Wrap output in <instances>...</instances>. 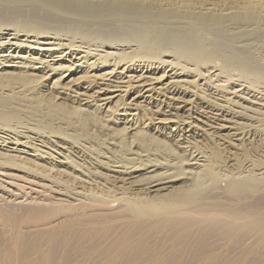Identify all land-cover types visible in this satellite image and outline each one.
<instances>
[{
    "label": "bare ground",
    "instance_id": "bare-ground-1",
    "mask_svg": "<svg viewBox=\"0 0 264 264\" xmlns=\"http://www.w3.org/2000/svg\"><path fill=\"white\" fill-rule=\"evenodd\" d=\"M154 1L163 2L170 8L167 9ZM191 1L197 2H188V0L185 2L175 0H0V89L7 88L12 91V93L9 92L11 94L0 91V106L5 108V110L0 109V148L28 152L25 147H31L36 151L46 152L44 147L52 145L50 148L53 149L55 144L59 146L60 142H63L81 150L84 148L98 150V155L109 158L120 167L114 170L118 175L113 174V179L123 184L119 185L117 180L110 179L111 186L108 185L109 181L95 179L96 176L89 173L91 171L79 170L84 176L78 174L66 176V171L64 174L57 172L58 177L50 172L39 173L38 170L34 171L36 174L32 172L43 180L51 181L58 187L59 190H57L60 193L83 201L80 204V213H75V217L72 216L74 219L69 224L72 226L70 233L66 230L70 234H68L69 238L65 239L68 236L64 237L63 233L51 237L55 241V245H51L53 250L58 239L62 240L61 242L67 247L71 243L87 241L86 229H93L110 219L124 218L129 223L125 230L110 236L111 248L117 247L121 255H131V241L141 240L146 231L152 232V228L149 229V227L154 226L167 233L190 232L193 236L192 243L198 252L204 251L213 241H218L226 242V247L231 252L224 256L226 259L239 261L258 257L252 253V250L255 245L264 243V169H261L262 167L256 168L262 170L258 173L255 171L254 175L258 174V176L255 175L257 177H254L252 173L247 175H243L242 172L234 173L226 168L224 164L226 159L220 152L210 156L204 152L205 150H191V148L187 149L189 152L186 151L188 153L184 161L179 158L180 156H175L170 149L161 150L158 146L154 147L153 142L156 145L159 142L147 138L144 130L141 132L138 130L136 133L139 132L137 134L139 137L132 140L126 132L117 136L116 133L113 134L112 126L102 124L101 117H97V114L93 115L94 113L88 109L89 112H86L83 108L74 106L73 102L72 105H62L49 97H39L37 94H34L33 98H27V94L23 91V87L32 91L34 83L44 78L42 73L60 69L68 70L70 73L83 69L103 70L108 67V70L101 75L90 74L94 77L91 81L94 82L95 77H99L111 80L109 83L111 86H121L120 83L114 85L113 81L118 82L116 80L123 78L121 74H125L126 71H144V69L153 71L163 68L168 60L160 58V54L169 50L175 54H164H171L170 56L177 59L176 62L167 63L172 67L175 66L171 69H184L188 67L187 65H193L198 69L205 67L206 70L199 74L202 76L200 78L204 80V84L215 90L212 92L218 95L224 96L223 92L231 93L224 88L227 85L230 87L237 80L232 77L223 79L224 75L219 71L220 69L238 68L243 73L246 71L247 75L256 74L259 77L258 73L263 70L253 58L250 41L254 38V33L252 34V31L248 29L254 21H259V24L260 21L264 22L257 8L250 2L242 4L244 6L241 5L238 11L225 19L223 14L217 12L218 1ZM230 23L237 24V27L242 26L244 29L241 33L235 31L229 33ZM207 32L213 33V39L209 43L205 40ZM236 39L246 41L242 48L233 47ZM5 49L9 51V54L2 55ZM12 52L18 53L16 59L21 58L20 52L31 53V55L37 52L40 56L31 57L32 63L29 62L28 65L21 63L23 66H20L21 71L14 73L11 70L7 71L8 66L17 67L13 63L15 55ZM76 55L80 56L76 57V61H72L71 65H63V62L58 66L55 65ZM156 55L160 59H157ZM50 57L53 62L47 60ZM219 57L222 60L221 64L215 62ZM91 59L94 60L90 61ZM181 62L187 64L183 65ZM36 63H40V66ZM47 68L49 69L46 70ZM36 70L41 71L42 75L33 72ZM126 76L129 75L125 74L124 77ZM136 77L137 79H133L138 82L136 86L140 87L138 92L152 85L148 81L155 78L148 77L144 72ZM221 80L225 84L214 83ZM247 81L238 83L242 87L238 91H248L247 89L251 88ZM102 90L101 94L109 91L107 88ZM111 97L102 99L107 100L106 103H108ZM176 122L180 128V122ZM181 122L185 123V121ZM76 123L83 126V129L92 125L95 133L76 134L75 131L79 130ZM127 124L129 125L126 129L130 132L135 130L136 123L128 121ZM49 134L55 137V140L51 139ZM67 137H71L74 142ZM21 138L25 140L21 141ZM127 139L129 142L126 143H130L129 147L126 143V147L124 145ZM11 143L15 146H11ZM19 145L25 147L22 149ZM113 145L121 146L118 155L112 156ZM178 146L183 147L181 144ZM137 149L144 152H139ZM107 153L111 155L108 156ZM1 155L9 157L4 153ZM8 161L11 160L7 159ZM12 163L14 164L13 161L8 164ZM92 163L90 161V165ZM38 166L45 167L47 171L54 168L51 167V169L40 163ZM141 169L153 173L145 180L137 182L143 192H159L169 188L171 183L177 180L189 181L187 185H190L188 187L190 192L187 190L186 193L178 194L170 200L167 199L175 192L167 199L161 198V194L157 193L152 197L150 194L146 193L149 195L146 196L141 192L143 196L134 195L128 188L134 187L131 183L135 181L131 179ZM221 180L225 183L222 184L224 181L220 183ZM68 182H72L71 185ZM85 183L88 185L86 186ZM208 183L209 185L206 186ZM191 185L196 189L190 190ZM89 186L91 187L88 188ZM8 210L1 213L14 214L13 211ZM49 211L30 208L26 212L30 217L32 215L51 216ZM60 232H63V229ZM47 234H44L45 237ZM105 237L101 234L91 235L90 246L98 244Z\"/></svg>",
    "mask_w": 264,
    "mask_h": 264
},
{
    "label": "rangeland",
    "instance_id": "rangeland-1",
    "mask_svg": "<svg viewBox=\"0 0 264 264\" xmlns=\"http://www.w3.org/2000/svg\"><path fill=\"white\" fill-rule=\"evenodd\" d=\"M175 1L185 2V0ZM213 1H218L216 6L218 8L217 12L223 14L225 19L238 11L242 4L250 2L251 5L257 8L261 19L264 20V0ZM154 2L160 3L165 7L168 6L163 2ZM188 2L197 1L188 0ZM169 8L170 7H167V9ZM237 26V24L230 23L228 32L233 33V31H235L241 33L244 27ZM248 29L252 31V34L254 33V40L252 39L250 41L253 58L263 71L258 73V75L260 74L259 78L256 74L253 75L257 77L252 74L247 75L246 71L243 73L238 68L235 70L234 68L226 67L225 69H220L219 71L224 75L223 79L227 77L237 79L230 87L227 85V87L224 88L227 91H231V93L223 92L224 96L212 92L215 90L204 84V80L200 78L202 76L199 74L201 71L204 72V70H206L205 67L198 69L193 65H187L188 67L184 69H171L175 66L172 67L167 63L169 61L176 62L177 59H175L174 56H170L171 54H164L173 53L171 50L160 54V58L162 57V59L168 60L166 64H164L165 67L163 66V68L153 71H145L146 69H144V71H126L125 74L129 76L124 77L125 74H121L123 78L119 79L124 82H120L119 80H116L118 82L113 81L114 85L120 83L121 86H111L109 85L111 80L101 79L99 77H95L97 82L95 80L94 82L91 81L94 77L90 76V74L94 73L96 75H101L108 70V67L103 70L88 71L87 69H83L70 73L68 70L64 71V69H60L55 71L49 70L46 73L47 75L42 73L44 78L42 77L40 78L42 81L39 79L34 83L32 91H28L26 87H23V91L27 94V98H33L34 94H37L39 97H49V99L57 101L62 105H69L73 102L72 104L74 106H79L86 112L90 111L94 113L93 115L97 114V117H101L100 122L112 126L113 128L111 130L113 134L116 133L117 136L125 134L126 132V135L132 140L133 138H138L139 136L137 134L141 132V130H144L143 132L147 138L159 142L157 145L153 142V144H155L153 145L154 147L158 146L161 150L170 149L175 156H180L179 158L184 161H186V155L189 152L187 150L188 148H191V150H205L204 152H207L209 155H216L220 152L226 159L224 164L229 171L234 173L242 172L244 173L243 175L251 173L254 175L255 171L258 173L262 171L261 169H264V78L262 79V77H264V22L260 21L259 24V21H254L253 24L248 26ZM211 33L212 32L206 33L205 40L208 41H206V43H209L213 39V33ZM245 42L244 40L236 39L233 42V47L242 48ZM3 52L2 55L9 54V51L6 49L3 50ZM12 53L15 55L13 63L17 65V67L8 66L7 71L9 72V70H11L14 71V73L21 71L20 66L23 67L22 64L28 65L30 64L29 62L32 63L31 57L40 56L37 52L33 53V55L27 52H20L21 58L16 59L18 53ZM158 55L155 56L157 59L159 58ZM79 56L80 55L69 57L67 60L64 59V61L55 63V65L58 66L62 62L64 63H62L63 65H71L72 61H76V57ZM220 57L215 60V62L217 61L216 63H222ZM44 59H46V57H44ZM47 60L53 62L51 57ZM93 60L94 59H91L90 61ZM181 64L186 65L187 63L184 64L181 62ZM36 65L40 66V63H36ZM48 69L49 68L46 70ZM196 69L198 71H196ZM174 71H176V74H174ZM33 72L42 75L39 70ZM143 72L144 74L146 73L148 77L151 76L155 78L148 81L151 82L152 85H148L144 90L138 92L140 87L136 86L138 82L134 80L137 79L136 76H140ZM160 76L162 78H160ZM128 78H131V81ZM245 81L249 82L247 84H250L251 88L254 90L250 88L247 89L248 91H238L241 87L238 83ZM214 83L218 85L225 84L223 80L215 81ZM102 88H107L109 91H106L105 94H101L103 91ZM7 90V88L0 89L1 92H7L6 94L9 92L12 93V91ZM102 96L112 97L110 101L106 103L107 100L104 101ZM75 99L77 100L76 102ZM3 108L4 107L0 106V109ZM3 110H5V108ZM128 121L134 122V124L136 123V125H134V127H136L135 130L130 132L126 129L129 125L127 124ZM176 121L180 122V128ZM181 121H185V123ZM76 125L79 126V130L75 131L76 134L92 135V132H94L92 125H88L87 128L84 129L83 126H80L78 123H76ZM138 130L139 132L136 133ZM69 131L71 133L73 132V130ZM49 135L51 139L54 138L53 140H55V137L51 136V134ZM33 136H35V134H33ZM67 139L71 140L72 138L67 137ZM20 140L24 141L25 139L21 138ZM72 142H74V140ZM126 142H129L128 139L124 141L125 147L127 144ZM177 143L181 144L183 147H179ZM51 144L54 145L52 142ZM129 144H127L128 147ZM10 145L15 146L14 143ZM48 146L49 147L43 148L46 152L36 151L24 145H19V147L22 149L25 147L28 152L8 151L0 148V264H264V243L253 247L252 253L258 257L235 261L224 257L226 254L231 253L226 247V242L213 241L204 251L198 252L192 243L193 236L190 232L186 231L185 233H181L180 231H173L167 233L160 228H154V226L149 227V229L152 228V232L146 231L141 240L133 239L131 241V255H121L118 253L117 247L111 248L110 236L117 235L120 231L125 230L129 223L127 219L124 218L110 219V221L108 220L109 222L107 221L108 223L105 222L93 229H86L88 231V237L86 239L88 240H83L84 242H75L76 244L71 243L67 247L65 243H62V240L58 239V243L56 247H54L55 250H53L52 246L53 244L55 245V241L52 240L53 238L51 237L58 236V233H63L64 237L68 236L70 233L69 230L72 227L69 224H71L75 215L80 213V204L83 201H78L71 196L60 193L58 187L54 186L51 181L46 179L43 180L37 175L32 174V172L35 174L36 172L34 171L36 170H38L37 172L40 171L39 173L50 172V174H56V177H58L59 174L57 172H62V174L67 172L66 176H74L77 174L84 176L80 171H91L89 173L96 176L94 177L95 179L99 181L103 180V182L109 181L108 185L111 186L109 183H111L110 179L112 181L114 178L113 174L118 175L114 170L120 167L116 166L117 164L109 158L98 155L97 152L99 151L95 149L92 150L93 148H84L85 150H81L78 147L72 146V144H64L63 142H60L59 146L55 144L53 149L50 148L52 145ZM120 147L121 146L113 145L112 156L113 154H119L118 151H120ZM137 151L144 152L141 149H137ZM1 153H4V155L8 154L10 158L11 156L13 157L10 159L7 156L1 155ZM107 155L110 156L111 153H107ZM7 159L11 161L7 162ZM51 159L53 161H51ZM12 161L15 165L13 163L8 164ZM90 161L91 163L93 162V165H90ZM38 163L54 168H51V171H47L45 167L38 166ZM257 167L262 168L259 170L256 169ZM28 168L30 169L27 170ZM150 174L153 173L143 169L137 171L135 177L131 179L135 181L133 184L131 183L134 187L128 188V190H131L134 195L137 194L141 196L144 194L149 196L147 194H150L152 197V195L154 196L156 193L161 194L160 196H162L161 198L164 197L163 199H167L175 192L167 200L176 197L178 194L186 193L187 190L190 192L188 189L190 185H187L190 182L186 180H177L171 183L169 188L160 190L161 192H143L140 185H137V182L145 180ZM255 175L258 176V174ZM255 175L254 177H257ZM222 181L224 180H221L220 183ZM71 183L72 182H68L70 185ZM118 183L119 185L123 184L117 180V184ZM209 183L211 184L212 182ZM209 183L206 186H208ZM220 183L219 185H221ZM224 183L225 181L222 182V184ZM134 184L137 187H135ZM85 185L87 186L88 184L85 183ZM90 187L91 186L88 188ZM191 188H193L192 185L190 190H192ZM140 192L143 193V195ZM30 208L50 210L51 216L32 215L34 217L31 216V218L26 212ZM7 210L9 212L13 211L14 214L5 215L1 213ZM73 215L74 217H72ZM65 225H67V227H65ZM61 228L63 232H60L62 231ZM66 230L67 232L69 231V233H67ZM50 231H52V234L49 233ZM53 233H55V235H53ZM44 234H47V238ZM99 234L106 237L98 242V244L90 246L92 241L90 236H99ZM137 237L138 236H135V238ZM68 238L69 236L65 239ZM73 240L77 241L76 239Z\"/></svg>",
    "mask_w": 264,
    "mask_h": 264
}]
</instances>
